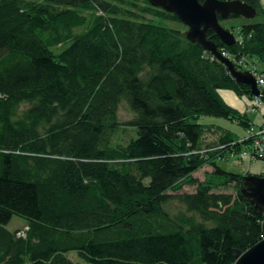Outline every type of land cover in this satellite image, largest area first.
<instances>
[{
	"label": "trees",
	"instance_id": "trees-1",
	"mask_svg": "<svg viewBox=\"0 0 264 264\" xmlns=\"http://www.w3.org/2000/svg\"><path fill=\"white\" fill-rule=\"evenodd\" d=\"M240 1L264 15L262 0ZM186 32L148 0H0V264H81L71 253L86 264H235L263 239L242 194L249 173L219 166L251 141L200 123L249 131L220 91L251 98V88ZM235 36L230 47L208 39L264 63V22ZM14 216L25 237L7 229Z\"/></svg>",
	"mask_w": 264,
	"mask_h": 264
},
{
	"label": "water",
	"instance_id": "water-1",
	"mask_svg": "<svg viewBox=\"0 0 264 264\" xmlns=\"http://www.w3.org/2000/svg\"><path fill=\"white\" fill-rule=\"evenodd\" d=\"M154 8H161L165 13L175 15L187 28L186 38L189 42L197 44L204 51L211 53L218 61L224 64L233 79L251 88L255 97L264 100L262 92L254 76L250 72H240L234 62L218 51L216 44L208 39L213 32L222 43L230 47L237 43L235 34L221 24L222 20L232 15L254 20L257 10L240 0H148ZM242 194L249 199L252 205L263 216V239L242 253L235 264H264V176L249 173L244 177Z\"/></svg>",
	"mask_w": 264,
	"mask_h": 264
},
{
	"label": "rangeland",
	"instance_id": "rangeland-1",
	"mask_svg": "<svg viewBox=\"0 0 264 264\" xmlns=\"http://www.w3.org/2000/svg\"><path fill=\"white\" fill-rule=\"evenodd\" d=\"M258 13V12H257ZM147 19H152L150 16L147 17ZM249 20H246L244 18H238V19H229V20H224L222 23V26L225 27L227 30L232 31L234 34L237 35L239 27L248 22ZM255 22H264V15H257V17L254 20ZM159 23L163 26L167 27H176V28H181L177 23L175 22H160ZM232 27L236 28V30H233ZM251 60L255 61V64L258 66L260 70H264V63H261L259 60L251 58ZM244 106L240 109V111L244 112L246 109V105L248 103L247 99L244 100ZM251 119L253 120V124L255 128H259L263 123H264V118L263 115L261 114H256V115H250ZM119 118L121 122H126L129 121L133 118V114L128 110L127 106L123 104L121 106V109L119 111ZM200 123L204 125H214L215 127H221L225 130V132L230 133L231 136L234 138H237L239 140H244L245 137L247 136V131L245 128L242 126L238 125L237 123H234L230 120L227 119H222V118H213V117H202L200 120ZM216 137L213 134L207 133L206 137L204 138V144L207 145H213L216 142ZM126 139V138H125ZM248 161H238L236 159H230L226 162H220L219 166L227 170L228 172H232L235 174H242L244 173L245 167L247 165ZM213 171V169L209 166L204 167L203 169L199 170L194 174V178L198 179L199 181H205L206 175L210 174ZM195 191V188L193 187H188L185 186L182 193H193ZM224 191V190H223ZM228 193H234V190L228 189ZM178 209H182L181 206H178L176 204H173L172 206H169V210L172 212H177ZM26 224V221L20 217L14 216L10 223L7 225V229L12 230V231H18L19 237H23L24 233L27 230V227L24 225ZM69 258L72 259L74 262H79L81 264H86L83 263L76 255V253H71L69 254Z\"/></svg>",
	"mask_w": 264,
	"mask_h": 264
},
{
	"label": "built area",
	"instance_id": "built-area-1",
	"mask_svg": "<svg viewBox=\"0 0 264 264\" xmlns=\"http://www.w3.org/2000/svg\"><path fill=\"white\" fill-rule=\"evenodd\" d=\"M261 3L264 7V0H262ZM222 54L234 62L238 71L250 72L254 76L259 89L264 92V73L258 68L254 60H251L249 57L237 59L227 55L226 53ZM245 99H247L248 103L243 113L248 116L259 113L263 115L264 118V100L255 96H252L251 98H244V100ZM247 137V139L251 141L249 146L239 154L231 153L230 159L248 162L257 161L264 164V123L259 128L252 127L249 131H247ZM25 236L26 234L24 233L23 237Z\"/></svg>",
	"mask_w": 264,
	"mask_h": 264
},
{
	"label": "crops",
	"instance_id": "crops-1",
	"mask_svg": "<svg viewBox=\"0 0 264 264\" xmlns=\"http://www.w3.org/2000/svg\"><path fill=\"white\" fill-rule=\"evenodd\" d=\"M223 100L231 107L240 110L244 106L243 98L237 97L231 91H220ZM264 172V164L257 161H249L245 167L244 173H252L262 175ZM26 227V224L24 225ZM12 231V230H11Z\"/></svg>",
	"mask_w": 264,
	"mask_h": 264
},
{
	"label": "flooded vegetation",
	"instance_id": "flooded-vegetation-1",
	"mask_svg": "<svg viewBox=\"0 0 264 264\" xmlns=\"http://www.w3.org/2000/svg\"><path fill=\"white\" fill-rule=\"evenodd\" d=\"M225 1H228V0H225Z\"/></svg>",
	"mask_w": 264,
	"mask_h": 264
}]
</instances>
